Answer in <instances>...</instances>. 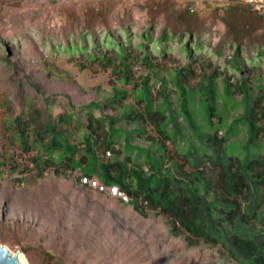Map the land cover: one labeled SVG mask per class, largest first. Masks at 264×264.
Returning <instances> with one entry per match:
<instances>
[{"label": "rangeland", "instance_id": "1", "mask_svg": "<svg viewBox=\"0 0 264 264\" xmlns=\"http://www.w3.org/2000/svg\"><path fill=\"white\" fill-rule=\"evenodd\" d=\"M89 31L99 47L105 45L106 31L118 41L129 39L132 83L117 82L109 68L96 62L81 67L79 53L63 50L67 41L77 42ZM164 32L169 40L157 44ZM143 35L151 37L150 42L143 39L153 68L141 61L143 50L137 45ZM186 41L190 55L183 48ZM237 43L243 71L234 77L244 74L254 87L264 79V54H259L264 50V0H0V244L17 253L21 264H239L223 259L216 246L189 244L184 235L171 234L161 213L148 209L143 216L124 200L98 192L81 181L80 169L50 166L38 174L32 162L37 146L21 149L7 122L37 107L52 119L75 111L85 124L87 115L78 108L91 101L119 115L123 106L104 105L114 86L131 91L150 73L154 94L160 79L173 91L170 74L184 64L195 70V79L210 62L211 69L230 75L234 71L225 62ZM170 101L176 103L173 92ZM133 103L132 95L124 101L126 107ZM119 125L136 127L134 122ZM79 128L75 122L66 126L70 142L81 144ZM133 143L156 149L136 133ZM207 175L213 177L211 171Z\"/></svg>", "mask_w": 264, "mask_h": 264}, {"label": "trees", "instance_id": "2", "mask_svg": "<svg viewBox=\"0 0 264 264\" xmlns=\"http://www.w3.org/2000/svg\"><path fill=\"white\" fill-rule=\"evenodd\" d=\"M110 33L105 32L101 47L89 31L77 42L67 41L63 50L79 53L84 58L81 67L96 62L109 68L117 82L132 83L129 39L118 41ZM144 37L137 45L143 50L141 61L153 68ZM159 38L156 43L162 44L170 36L164 32ZM240 47L237 43L225 62L234 71L230 75L218 67L211 69L210 62L195 79V70L184 64L170 74L173 91L160 79L159 93L154 94L150 73L134 82L131 91L114 86L104 105L123 106L119 115L107 114L100 103L91 101L78 108L87 115L85 124L75 111L52 119L35 107L26 117L8 119V126L21 149L37 146L32 162L38 174L50 166L55 171L80 169L81 178L121 189L128 200L119 199L141 215L152 209L166 216L170 233L184 235L189 244L203 241L218 247L225 260L264 264V79L252 87L244 74L234 77L243 71ZM183 48L191 54L188 41ZM131 95L134 103L126 107L124 101ZM94 110H99L98 116ZM72 122L81 128V144L66 136V126ZM122 122H134L136 127L127 129L119 125ZM135 133L149 138L156 149L133 143ZM166 142L188 165V172ZM107 152L111 157H105Z\"/></svg>", "mask_w": 264, "mask_h": 264}, {"label": "built area", "instance_id": "3", "mask_svg": "<svg viewBox=\"0 0 264 264\" xmlns=\"http://www.w3.org/2000/svg\"><path fill=\"white\" fill-rule=\"evenodd\" d=\"M106 155L108 156L109 153L107 152ZM85 183H90L91 185L96 186L98 189H101V190L111 194L114 197L121 198L124 201L128 200L127 195L121 189H119L117 186L107 187V186H105L103 184H100L97 181H92L90 178H86L85 179Z\"/></svg>", "mask_w": 264, "mask_h": 264}, {"label": "water", "instance_id": "4", "mask_svg": "<svg viewBox=\"0 0 264 264\" xmlns=\"http://www.w3.org/2000/svg\"><path fill=\"white\" fill-rule=\"evenodd\" d=\"M0 264H21L17 253H10L9 249L0 244Z\"/></svg>", "mask_w": 264, "mask_h": 264}, {"label": "clouds", "instance_id": "5", "mask_svg": "<svg viewBox=\"0 0 264 264\" xmlns=\"http://www.w3.org/2000/svg\"><path fill=\"white\" fill-rule=\"evenodd\" d=\"M81 181L85 182V179L84 178H81Z\"/></svg>", "mask_w": 264, "mask_h": 264}]
</instances>
